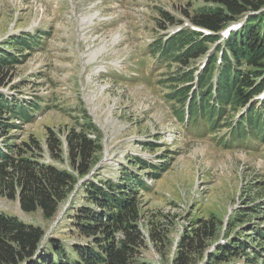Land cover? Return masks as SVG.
Listing matches in <instances>:
<instances>
[{
    "label": "rangeland",
    "instance_id": "rangeland-1",
    "mask_svg": "<svg viewBox=\"0 0 264 264\" xmlns=\"http://www.w3.org/2000/svg\"><path fill=\"white\" fill-rule=\"evenodd\" d=\"M204 5V0H0V46L25 56L3 80L0 93L22 102L41 100L31 121H11L16 127L0 137V146L4 141L33 146L34 137L41 162L73 172L67 135L91 120L103 146L92 174L117 181L125 168L150 186L138 189L141 238L132 247V264H205L218 244L232 242L247 245L249 257H231L230 264H264L259 236L264 232V142L250 139L245 147L226 148L220 140L229 137L227 127L211 133L205 122L185 124L175 113L181 105L171 99L179 66L151 51L153 42L168 34L158 26L160 9L185 23L170 25L171 32L191 27L186 13ZM22 34L36 37L39 46L22 52L7 47ZM207 64L200 58L190 68ZM245 109L227 107L226 120L237 121ZM50 131L62 144L60 159L52 155ZM34 150L28 148V156ZM135 157L156 165L165 158L167 170L153 180L149 169L130 161ZM82 188L83 183L76 185L50 220L40 209L23 211L18 200L1 193L0 212L48 229L73 254L72 243L88 241L70 219L73 207L88 203ZM186 240L195 241L189 250Z\"/></svg>",
    "mask_w": 264,
    "mask_h": 264
},
{
    "label": "trees",
    "instance_id": "trees-1",
    "mask_svg": "<svg viewBox=\"0 0 264 264\" xmlns=\"http://www.w3.org/2000/svg\"><path fill=\"white\" fill-rule=\"evenodd\" d=\"M204 2V6L186 16L193 26L209 30V34L185 26L157 38L151 46L158 59L179 66L173 78L178 86H174L171 93V99L181 105L175 113L185 124L205 122L206 129L213 133L227 127L229 137L220 140L226 148L238 143L245 147L243 142L250 139L264 142V98L257 99L264 92V0ZM159 14L158 26L163 31L177 22L184 23L164 10L160 9ZM235 22L240 26L231 29L224 38L221 32ZM10 45L20 52L39 46L31 34L14 37L7 42V47ZM20 57L5 45L0 46V86L15 66L24 63L25 56ZM200 58L208 59L207 66L191 69V62ZM197 72L198 84L193 86ZM39 102L38 99L22 102L0 93V137L16 127L11 122L13 119L31 121L35 117L32 111L36 112ZM227 107L234 111L246 109L237 121H233L226 120ZM79 126L80 130L74 128L67 135L69 161L74 173L41 162V154L34 150L35 147L40 149V143L34 137L33 146L29 142L15 146L4 141V148L0 146V193L9 200H18L25 212L40 209L44 218L50 220L76 185L83 183L84 199L88 203L73 207L70 219L79 236L88 241L72 243L71 254L58 237H51L49 244L43 243L45 230L40 225L28 224L0 212V264H132V247L138 245L141 238L137 226L140 219L138 189L149 191L150 186L138 174L126 172L125 168H121L117 181L112 178L99 180L98 172L92 174V171L98 163L96 156L103 149L98 140L100 133L89 119ZM89 133L96 138H91ZM50 135L52 155L60 159L62 144L52 131ZM28 148L34 150L31 156H28ZM134 159L130 161L150 170L147 175L153 180L168 167L165 158H160V165L140 157ZM259 236L264 238V232ZM185 242L189 250L195 241ZM246 248L242 242L218 244L206 257L205 264H230L231 257L245 254L249 257ZM259 256L260 253H256L250 262ZM177 264L187 262L181 260Z\"/></svg>",
    "mask_w": 264,
    "mask_h": 264
}]
</instances>
